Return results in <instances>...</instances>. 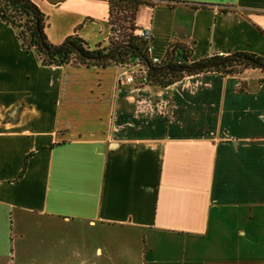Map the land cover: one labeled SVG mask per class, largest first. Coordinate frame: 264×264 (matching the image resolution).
I'll return each mask as SVG.
<instances>
[{
	"label": "crops",
	"instance_id": "crops-1",
	"mask_svg": "<svg viewBox=\"0 0 264 264\" xmlns=\"http://www.w3.org/2000/svg\"><path fill=\"white\" fill-rule=\"evenodd\" d=\"M32 1L51 44H106L108 0ZM135 25L151 58L264 55V0H161ZM121 72L42 67L0 22V264H264V73Z\"/></svg>",
	"mask_w": 264,
	"mask_h": 264
},
{
	"label": "trees",
	"instance_id": "trees-1",
	"mask_svg": "<svg viewBox=\"0 0 264 264\" xmlns=\"http://www.w3.org/2000/svg\"><path fill=\"white\" fill-rule=\"evenodd\" d=\"M157 2L161 0H108L109 36L106 44L93 48L76 33L57 45L51 44L45 34L46 17L32 0H0V22L14 30L20 49L32 53L42 67L106 68L114 65L122 69L138 59L139 66L145 70L144 81L136 79L132 85L138 88L164 89L185 77L205 73L222 77H235L246 70L264 73V55L238 52L195 60L192 45L178 40L168 44L160 64H153L146 43L139 36L141 29L135 25V17L141 7H153ZM166 4L170 8L182 5L194 10L207 7L179 1ZM239 90H247L244 83H240ZM24 169L25 166L22 172Z\"/></svg>",
	"mask_w": 264,
	"mask_h": 264
},
{
	"label": "built area",
	"instance_id": "built-area-1",
	"mask_svg": "<svg viewBox=\"0 0 264 264\" xmlns=\"http://www.w3.org/2000/svg\"><path fill=\"white\" fill-rule=\"evenodd\" d=\"M140 38L146 43V51L149 55L150 52V44H151V34L147 30H140L139 32ZM219 57H224L222 54H216ZM149 58L151 62L155 65H158L161 63L162 59L158 58H151L149 55ZM145 77V70H143L139 66V60L135 59L133 63H130L126 67L122 68L121 76H120V81H124L127 84L133 85L135 83L136 79H139L140 81H144Z\"/></svg>",
	"mask_w": 264,
	"mask_h": 264
},
{
	"label": "rangeland",
	"instance_id": "rangeland-1",
	"mask_svg": "<svg viewBox=\"0 0 264 264\" xmlns=\"http://www.w3.org/2000/svg\"><path fill=\"white\" fill-rule=\"evenodd\" d=\"M49 33H50V35H52V36H54V35H55V34H54V30H53V29H51ZM45 34H46V29H45Z\"/></svg>",
	"mask_w": 264,
	"mask_h": 264
}]
</instances>
